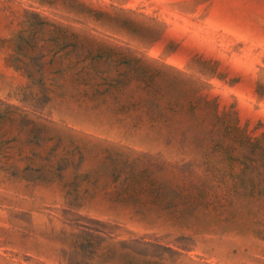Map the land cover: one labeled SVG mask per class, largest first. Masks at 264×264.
Returning <instances> with one entry per match:
<instances>
[{"label": "rangeland", "instance_id": "obj_1", "mask_svg": "<svg viewBox=\"0 0 264 264\" xmlns=\"http://www.w3.org/2000/svg\"><path fill=\"white\" fill-rule=\"evenodd\" d=\"M0 264H264V0H0Z\"/></svg>", "mask_w": 264, "mask_h": 264}]
</instances>
